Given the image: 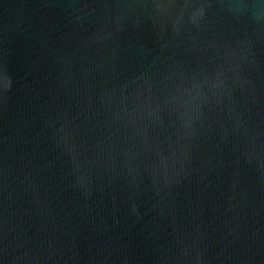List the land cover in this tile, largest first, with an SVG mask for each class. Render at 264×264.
I'll use <instances>...</instances> for the list:
<instances>
[{
  "label": "water",
  "instance_id": "water-1",
  "mask_svg": "<svg viewBox=\"0 0 264 264\" xmlns=\"http://www.w3.org/2000/svg\"><path fill=\"white\" fill-rule=\"evenodd\" d=\"M0 264H264V0H0Z\"/></svg>",
  "mask_w": 264,
  "mask_h": 264
}]
</instances>
